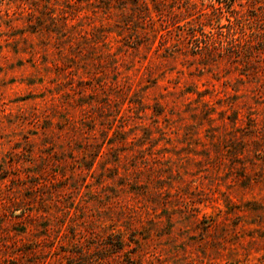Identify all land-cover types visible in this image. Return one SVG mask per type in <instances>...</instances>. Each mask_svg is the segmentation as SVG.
<instances>
[{"label": "rangeland", "instance_id": "rangeland-1", "mask_svg": "<svg viewBox=\"0 0 264 264\" xmlns=\"http://www.w3.org/2000/svg\"><path fill=\"white\" fill-rule=\"evenodd\" d=\"M147 1L156 33L129 2L0 0V264H126L129 246L93 252L133 231L143 263L264 264V60L194 54L191 27L226 40L224 2L166 0L161 21ZM227 2L250 16L264 0Z\"/></svg>", "mask_w": 264, "mask_h": 264}, {"label": "trees", "instance_id": "trees-1", "mask_svg": "<svg viewBox=\"0 0 264 264\" xmlns=\"http://www.w3.org/2000/svg\"><path fill=\"white\" fill-rule=\"evenodd\" d=\"M96 2V7L100 8L104 11L110 12L112 8H115V4H118L119 6H122L121 8H125L123 5L124 3L129 2L131 5L132 12L130 13L131 17H134L135 20L139 21L141 23L140 28L143 30L148 26L150 27L151 31L157 32L158 29L154 25V19H153V14L150 9L149 3L147 0H93ZM176 1V0H175ZM219 3L224 2L226 4V11L228 12V17H227V23L225 25L226 27V40L224 43H221L220 45H217L215 41L211 39V36L209 35H204L205 39L202 40L203 45L201 46L198 42L199 38H193L195 37V34L193 33L195 31V28L191 27L190 34L192 36V39L196 41L194 48V54L195 53H205L206 50H213V49H218V55L221 58H232L233 61L236 60H242L244 63L243 65L251 66L252 68H256L255 64L260 62L261 60H264V2L256 7L253 8V13L250 14V16H244V14L241 13V11H238V14L236 10L233 9L232 3L227 2V0H218ZM233 1V0H231ZM150 2L153 4V8L156 12V15L158 17V20L161 21H167L169 19L170 14H172L171 9H167L166 6V0H150ZM181 6L184 7V12L189 13L191 9H193V3L190 2V0H183L182 4L176 5V8H180ZM171 8L173 7L170 6ZM213 12L214 13H220L221 12V7H214L211 5ZM124 12V9L122 10ZM121 11V12H122ZM126 12V10H125ZM179 13V12H178ZM183 12L180 11L179 14L173 13V19L170 18V20H174L176 16L181 15ZM217 13V14H218ZM235 14V15H234ZM190 15H192L190 13ZM230 16H233V20L230 19ZM172 17V16H171ZM177 22V21H176ZM175 21L173 23H176ZM180 28V25H177ZM145 31L142 33H133L135 34L133 36V39L130 41L131 43H137V41L141 38L144 37L143 35ZM163 35L162 33H160ZM132 35V34H131ZM106 37V36H104ZM94 43L98 42V40L93 39ZM139 42V41H138ZM105 45V42H102V45ZM193 51V50H192ZM243 53V54H242ZM242 54V55H241ZM108 55H110L108 53ZM239 56L241 58L239 59ZM254 72H257L255 70ZM122 125H119L116 129L112 131V133L115 135V138L103 139L101 142H94L91 143V149L87 154V158L85 159V169L89 171L92 176L94 174V171L92 169V166L96 159L102 155V148L103 145L106 141V145L108 146V149L113 147V142L116 139V136H119L118 140H124V134L125 131L123 129H120ZM111 138V137H110ZM253 142H256L255 139ZM126 147H116V150L120 151L121 149H125ZM115 155H113L114 157ZM125 159L121 158V156L118 154L114 157V165L112 168H109L110 172L112 174L107 175L106 178L112 177L114 174L118 173V169L120 166H123L122 162ZM82 171V169H81ZM81 171L79 172L80 175L82 174ZM125 175L127 173L125 172L124 175L119 176L118 179L120 178H127ZM83 181V179H82ZM86 182V181H84ZM96 183H102V180L97 178ZM91 184L90 183H85L84 186L89 187ZM103 189H106L109 187V184L103 183L102 184ZM237 219L233 221L232 224L237 225L238 222L240 221L239 216H236ZM140 219V216L138 217V220ZM202 222V229L203 230H209V233L212 234L214 230H217V227L221 224H217V221L213 219L212 217H205L204 219L201 220ZM204 223V224H203ZM225 224L224 221H222V225ZM212 230V231H211ZM134 235L135 232L133 231L130 236L126 239L121 233L119 232H111L107 235V238L103 240L102 242L100 241V247H97L98 249L95 250L96 257H106L110 255H117L121 250L125 248V246H129V249L125 250L126 259L125 262L126 264H160V263H153V262H147L143 263L141 260H137L135 257L131 256L130 254H139L137 246H131L133 240H134ZM82 256H88L87 254L83 253ZM81 256V257H82ZM264 257V256H262ZM186 264H208L204 263L201 260L198 261H190L187 262ZM218 264V263H214ZM240 264V263H239ZM242 264V263H241ZM244 264V263H243Z\"/></svg>", "mask_w": 264, "mask_h": 264}]
</instances>
